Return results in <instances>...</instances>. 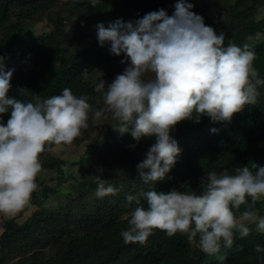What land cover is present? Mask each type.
<instances>
[{"label":"trees","instance_id":"1","mask_svg":"<svg viewBox=\"0 0 264 264\" xmlns=\"http://www.w3.org/2000/svg\"><path fill=\"white\" fill-rule=\"evenodd\" d=\"M65 1L0 0V57L4 58V71L13 72L8 96L28 102L37 95L46 99L70 88L74 95L87 97L92 107L99 109L103 101L101 94L94 91L96 83L101 78L110 83L126 65L121 63L123 54L115 56L110 52V44L99 45L95 26L104 23L107 27L117 19L135 22L159 9L171 16L176 0H101L95 7L89 0H70L67 4ZM260 11L264 12V0H233L227 3L222 21L205 24L217 34L224 32L225 44L232 42L241 47L248 44L256 53L254 66L264 79V13L256 19ZM43 21L50 29L37 33V23ZM61 21L75 29L74 44L62 28L51 27ZM81 40L84 44L78 48ZM85 70L86 78L81 75ZM258 92L257 103L235 114L231 122L213 123L204 116L199 123L178 124L171 136L178 142L181 154L165 180L155 184V189L168 192L185 184L199 189L207 171H232L242 164L253 172L252 164L264 167V148L257 147L264 141V86ZM9 116L6 113L0 119L6 123ZM108 121L104 131L79 158L87 166L104 163L106 168L100 175L92 172L78 182L81 191L78 199L98 187L96 176L111 183L118 192L99 197L85 210L81 200L80 212L75 210L77 202H72L67 210L39 208V198L63 192L59 184L34 192L31 206L20 214L27 213L25 216L1 218L0 264H264V251H255L257 246L264 249V233L258 232L255 224L250 225L247 237L240 238L237 234L233 246L229 249L222 245L217 255L202 252L199 237L190 242L186 235L168 237L155 229L144 245L125 244L120 233L127 229L130 216H121L136 207L135 202L126 204V197L138 196L152 188L140 179L137 166L146 159L155 138L137 142L130 134L121 135L113 129L117 121L111 118ZM93 124L98 128V121L90 115L89 127L77 139H88ZM213 128L218 131L213 133ZM49 154L41 155L42 172L36 182L51 169L62 176L66 174L62 170L65 163ZM69 175L59 177L58 181L67 180ZM141 204L147 208L143 198ZM245 210L247 205H242L240 211ZM253 210L264 216V200L258 201ZM219 255L225 257L223 262L217 259Z\"/></svg>","mask_w":264,"mask_h":264},{"label":"clouds","instance_id":"2","mask_svg":"<svg viewBox=\"0 0 264 264\" xmlns=\"http://www.w3.org/2000/svg\"><path fill=\"white\" fill-rule=\"evenodd\" d=\"M89 2L95 7L99 0ZM193 7L187 0H177L171 16L159 9L135 22L117 19L107 27L95 26L99 45L110 44V52L123 54L121 63L126 65L110 83L102 78L96 83L94 91L103 101L99 109L70 88L28 102L10 98L13 72L4 71L0 57V117L10 114L6 123L0 119V215L12 218L31 206L42 172L41 155L53 151V146L72 145L89 127L91 115L95 121H117L113 129L137 142L155 138L137 166L140 179L152 188L126 197L136 207L129 214L127 229L120 233L125 244L144 245L155 229L168 237L186 235L190 242L199 237L201 251L217 255L222 245L233 246L237 234L247 237L252 224L264 233V216L253 210L264 200V167L252 164L255 172L249 166L233 172L207 171L197 191L155 189L181 154L171 136L178 124L199 123L204 116L213 123L231 122L235 114L257 103L258 88L264 86L254 66L255 51L248 44H225L224 32L217 34L207 26ZM81 75L86 78L87 70ZM96 182L97 197L118 192L98 176ZM242 205L247 210L241 212ZM255 251L264 249L257 246ZM217 259L223 262L225 257Z\"/></svg>","mask_w":264,"mask_h":264},{"label":"rangeland","instance_id":"3","mask_svg":"<svg viewBox=\"0 0 264 264\" xmlns=\"http://www.w3.org/2000/svg\"><path fill=\"white\" fill-rule=\"evenodd\" d=\"M101 1V0H99ZM67 2H70V0H66L65 4ZM177 2V0H176ZM187 2L192 3L194 5L192 11L195 12L196 14L200 15L203 17L204 22L205 21H211V22H220L223 20L224 15H225V10L227 9V3L231 4L233 0H226L225 2L219 1V0H187ZM263 11H260V13L256 16V19H260V17L263 16ZM52 28L54 27H60L62 28L66 34H68L71 37V44L75 43V38L74 36L76 33L74 32L75 29H73L71 26L69 27V24L66 23V21H61V22H56L51 25ZM45 29H50L49 26H46V24L43 22L37 23L36 26V32H43ZM260 35H257V38L259 39ZM253 40V38H249V40ZM81 44H84V41L81 43L78 42L75 44L76 46L78 45V48L81 46ZM99 125L98 128L94 127L95 124H93L94 130L93 132L89 135L90 137L84 141L76 139L74 143L70 146H53V151L49 152L50 157H54L55 159H60L62 160L65 164L62 166V170L64 173L69 175L67 180L65 181H58V178L61 177L62 175L60 172L56 169H51L49 172L44 173L40 178L38 184V189L37 192L41 191V189L44 186H50L54 187L57 184L61 187V190L63 191L62 193L55 192V193H48L45 197L39 198L37 205L41 210H46L48 211L49 209H59V210H67L72 202H77L78 206H76L75 210L77 209L79 212L81 211V200L83 203L86 205L84 210L88 208L87 206L90 205L91 202H94L97 200L99 197L96 196V190H92L93 192H88L85 193L83 198L79 200V195L81 194L80 187L78 186V182L84 180L87 178L92 172L94 174L100 175L106 168V164L101 163L98 165H92V166H87L84 164V162L80 163L79 158L82 156L83 152L87 148V146L91 143H94V140L97 135H99L100 132L104 131L105 126L108 125L109 121L108 119H101L98 121ZM92 127V128H93ZM258 150L264 148V141L260 142L258 145ZM250 162V161H249ZM238 167H244V165H239ZM99 169H102V171H98ZM229 172H233L234 170ZM64 174L62 177L66 176ZM59 182V183H58ZM185 187H190L188 184L183 185L182 187L179 188L180 191H183ZM199 187V186H198ZM192 190L197 191L199 189L194 188V186L191 187ZM127 193V192H124ZM126 204H129L128 201H125ZM124 203V205H126ZM75 213H78L77 211ZM22 213H19L20 215ZM27 213H23V215L20 216H25ZM129 214H122L121 218L127 217ZM3 215H0V225L2 221Z\"/></svg>","mask_w":264,"mask_h":264}]
</instances>
